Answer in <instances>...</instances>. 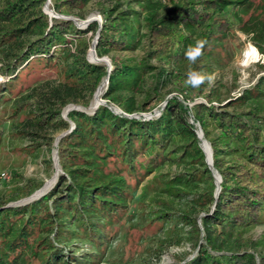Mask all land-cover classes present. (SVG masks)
Segmentation results:
<instances>
[{
  "label": "trees",
  "instance_id": "obj_1",
  "mask_svg": "<svg viewBox=\"0 0 264 264\" xmlns=\"http://www.w3.org/2000/svg\"><path fill=\"white\" fill-rule=\"evenodd\" d=\"M136 1L140 11L130 6L114 14L116 5L103 13L100 27L98 23H90L80 30L71 21L49 19L43 12L46 0H0V54L7 62L4 70H10L16 79L21 71L35 64L61 69L63 82L59 88L51 90L44 105L38 106L22 123L30 128L28 135L49 138L40 134L67 130L68 123L60 117L63 108L69 103H79L84 94L90 98L106 77V66L90 64L86 59L98 28L95 53L99 57L112 51L136 50L142 39L146 41L144 56L136 65L111 57L103 99L115 103L125 114H131L135 108L118 93L122 90L145 93L139 106L142 113L153 109L149 106L151 102L165 103L160 116L148 121L114 114L105 106L98 107L91 116L69 114L75 127L58 141V163L63 175L58 177L54 188L30 204L5 207L10 202L5 201L0 206L4 207L0 209V264L35 261L68 264L61 251L47 250L52 244L46 233H54L58 241L60 234L67 233L68 239L73 238V232L77 238L87 235L85 240L95 241L97 248L103 239L92 237L98 230L94 226L99 228L95 234L106 238L110 227L120 218L112 212H118L121 207L125 213L128 208L124 205V181L101 173L106 156L116 148L119 150L116 157L124 161L138 150L142 156L149 152L147 160L152 162L154 155L157 159L161 156L158 149L163 150L175 138L182 142L189 164L204 168L199 181L206 187L199 196L200 205L212 208L209 214L200 217V227L195 219L182 220L190 225L191 245L198 248L195 256L183 264H264V252L232 251L236 242L242 240L234 237L257 226L264 213V106L258 103L264 98L261 83L221 106L208 84L199 88L185 86L190 67L203 71L208 63L219 62L217 56L223 52L235 28L249 32L253 29L255 25L251 29L249 20L242 19L251 1L167 0L171 7L163 14L160 8L166 0ZM87 2L54 0L53 8L67 14L81 10ZM261 35L264 37V33ZM197 39H206L208 43L204 55L190 65L184 53ZM153 59L159 62L158 66L150 63ZM148 77L152 82L144 91ZM173 79L182 83V100L176 96L166 98L162 91ZM194 96L203 98L204 102L188 106L185 102ZM227 107L237 111H228ZM198 128L211 147L213 166L221 177L216 199L215 185L196 135ZM43 144L49 151L51 141ZM177 182L188 184L189 180ZM30 185L27 183V187ZM99 215L109 218L103 226ZM64 218L71 221L76 231L66 227Z\"/></svg>",
  "mask_w": 264,
  "mask_h": 264
},
{
  "label": "rangeland",
  "instance_id": "obj_2",
  "mask_svg": "<svg viewBox=\"0 0 264 264\" xmlns=\"http://www.w3.org/2000/svg\"><path fill=\"white\" fill-rule=\"evenodd\" d=\"M250 1L249 9L243 14L242 19L243 21L249 20L251 29L255 25L253 29L249 32L235 28L227 39L223 52L217 56L219 62L208 63L202 71L214 74V83L208 87L216 92L220 106L260 83V89L264 90V37L261 35L264 33V0ZM53 3L54 0H51L49 7L54 14L71 16L81 23L86 20H91L90 23H99L103 13L116 5L117 9L114 14L130 6L140 11L136 0H88L81 10H73L67 14L64 10L61 13L56 12ZM169 7L171 5L167 0L163 2L160 14L165 13ZM52 19L63 20L53 17ZM87 26L77 29L84 30ZM251 31L259 34L254 37ZM248 47L252 49L256 61L242 67L240 61ZM145 50L146 41L142 39L136 50L112 51L108 55L97 56L100 59L108 57L110 64L112 57L120 59L124 64L136 65L144 56ZM86 59H88L87 55ZM6 63L4 56L0 54V206L2 202L10 201L5 207H15L30 204L42 198L54 188L58 177L63 175L59 163V171H55L53 156L56 147L54 142L56 137L62 133L74 129L75 125L70 123L72 121L69 114L83 113L91 116L100 106L109 108L114 114H118L121 109L112 101L103 99L102 95L101 104L90 110L89 106H91L96 88L90 98L84 94L82 101L69 103L63 108L60 117L68 123L67 130H54L40 134L49 138L30 136L28 135L30 128L22 123L30 118L38 106L44 105L51 90L59 88V84L63 82L61 69L59 67L44 68L42 65L35 64L32 68L21 71L15 79V75L11 74L10 70H4ZM150 63L154 66L159 65V62L154 59L150 60ZM10 79L12 82L8 83ZM151 82L150 77L146 78L144 91L151 85ZM181 86L180 80L173 79L162 91L166 98L176 96L182 100L181 95L184 93L180 91ZM106 88L107 84H105L103 94ZM118 93L123 99L128 100V103L134 105L133 112L127 114L132 116V119L146 121L157 119L165 104L164 101H160L157 105L151 102L149 106L153 109L142 113L139 111V106L145 98V93L126 90ZM194 97L193 100L185 103L192 106L195 103L204 102L203 98ZM258 103L264 106V98ZM213 104L218 106L217 102ZM69 106L81 107V110L71 108L65 113V109ZM227 110L237 111L234 107H227ZM121 113L125 114L122 111ZM46 140L51 141L49 151L43 144ZM182 145L177 138L173 142L169 141L163 150L158 149L160 158L157 159L158 156L154 155L152 162H149L150 159L147 160L149 152H145L142 156L138 150L131 152V155L122 161L120 156L116 157V151L119 150L114 148L113 153L109 157L106 156L101 173L108 176L113 175L124 181L126 188L124 205L128 207L127 210L123 213L122 208L119 207L118 212H112L120 218L110 227L109 236L106 238L103 234L99 236L95 234L98 233L99 228L94 226L98 230L92 233V237L103 239L97 244V248L95 241L85 240L87 235L77 238L78 236L73 232V238L68 239L66 237L70 235L67 233L62 236L60 234L58 241L54 239V233H46L44 235L48 236L52 244L47 250L61 251L67 258L68 264H183L184 261L194 257L198 248L191 245L190 225L186 222L182 223V220L186 217L195 219L200 227V217L209 214L212 208L200 205L202 198L199 196L204 193L206 187L203 181H199L204 175V168L189 164L184 157ZM128 158H130L129 162ZM2 173H7V177L4 178ZM54 174L55 180L47 192L40 197L27 200L42 189L45 183L54 177ZM186 178L189 180L188 184L177 182L178 179ZM27 183L31 184L30 187H27ZM100 204L98 201L97 206L100 207ZM2 208L4 207H0ZM87 214L88 212L85 213L86 216ZM261 217L262 220L257 226L234 237L242 240L236 242L232 251L256 254L264 252V213ZM52 219L56 220L55 216H52ZM99 219L101 226L105 220L109 221L108 216L99 215ZM64 221L66 227L70 226L72 231H76L69 219L64 218ZM32 264H38V262L35 261Z\"/></svg>",
  "mask_w": 264,
  "mask_h": 264
},
{
  "label": "water",
  "instance_id": "obj_3",
  "mask_svg": "<svg viewBox=\"0 0 264 264\" xmlns=\"http://www.w3.org/2000/svg\"><path fill=\"white\" fill-rule=\"evenodd\" d=\"M47 3H48V0H46L45 4L43 6V12L48 15L49 19H51L53 17V18H61L63 20L71 21L77 28H84L91 22V20H86V21L82 22L83 24L81 26H78L75 23V19L72 18L71 16L58 15V14L52 15V14L48 13L47 10H46ZM98 25H99V27L101 26V22L100 21H99ZM99 30H100V28H98V30H97V32H96V34H95V36H94V38H93V40L91 42L90 48L92 46L96 47L97 39L99 37ZM101 59L104 61L105 65H106V69H107V75H106V77L104 79L105 83L107 84L108 83V76H109V73L111 71V64H110V60H109L108 57H102ZM87 61L90 62L88 59H87ZM119 111L121 112V110H119ZM65 113H67V111ZM120 114H122V113H120ZM123 115L128 117V118H130V119H132V116H130V115H127V114H123ZM70 123L72 124L73 122H70ZM195 125L197 126V124H195ZM69 132H71V129L69 131L64 132L61 135H59V137L57 139H55L54 146L57 147L58 141L63 136H65L67 133H69ZM196 135H197L198 140L200 141V148H201V150L203 152V155H204V163L206 164V166H207L208 170L210 171L211 176L213 178V182H214V185H215L214 199H216L217 196H218V193L220 191L221 177H220L219 173L217 172V170H215V168L213 166L211 147H210L209 143L204 139L203 133H202L200 128H198V130L196 131ZM205 145H206V149H205ZM53 162H54V165L58 166L57 149H55V153H54V156H53ZM32 196L29 197L27 200L35 199ZM15 205H19V204H15Z\"/></svg>",
  "mask_w": 264,
  "mask_h": 264
},
{
  "label": "bare ground",
  "instance_id": "obj_4",
  "mask_svg": "<svg viewBox=\"0 0 264 264\" xmlns=\"http://www.w3.org/2000/svg\"><path fill=\"white\" fill-rule=\"evenodd\" d=\"M51 0H48L47 6H46V10L48 13L54 15L53 11H51L49 5H50ZM75 22L78 25H82L83 23L75 20ZM87 58L91 63H96V64H104V61L102 59H100L96 53H95V47H91L87 53ZM256 61V57L252 51L251 48H246L243 54V57L240 61V66L242 67H246L248 64H250L251 62H255ZM105 65V64H104ZM105 80H103V82L98 86V88L96 89L94 96H93V100L91 103L90 110L95 109L96 107H98L101 104V99H102V95H103V91L105 89ZM71 108H75V110H81V107H75V106H69L65 109V111H70ZM58 137H56L57 139ZM205 149H206V145H205ZM59 167L55 165V171L58 172ZM55 180V174L54 177H52L51 180L47 181L45 183V186L38 190L37 192L34 193V195L32 196L33 198H37L40 197L43 193L47 192V189L53 184Z\"/></svg>",
  "mask_w": 264,
  "mask_h": 264
},
{
  "label": "clouds",
  "instance_id": "obj_5",
  "mask_svg": "<svg viewBox=\"0 0 264 264\" xmlns=\"http://www.w3.org/2000/svg\"><path fill=\"white\" fill-rule=\"evenodd\" d=\"M207 43L208 41L206 39H197L194 44L187 47L184 55L190 65L196 64L204 55V49ZM214 80V74L205 73L190 67L186 72L185 86L199 88L205 84L212 85Z\"/></svg>",
  "mask_w": 264,
  "mask_h": 264
},
{
  "label": "built area",
  "instance_id": "obj_6",
  "mask_svg": "<svg viewBox=\"0 0 264 264\" xmlns=\"http://www.w3.org/2000/svg\"><path fill=\"white\" fill-rule=\"evenodd\" d=\"M159 1H165V0H159ZM121 112L119 111V113L118 114H120ZM7 173H2L1 175L4 177V178H6L7 177V175H6Z\"/></svg>",
  "mask_w": 264,
  "mask_h": 264
}]
</instances>
